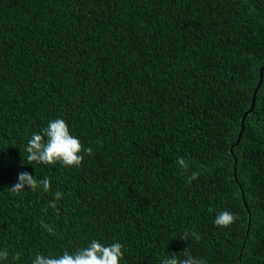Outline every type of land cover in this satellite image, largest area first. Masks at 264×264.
<instances>
[{"label":"trees","instance_id":"obj_1","mask_svg":"<svg viewBox=\"0 0 264 264\" xmlns=\"http://www.w3.org/2000/svg\"><path fill=\"white\" fill-rule=\"evenodd\" d=\"M262 66L264 0H0L7 264L92 238L121 242V264L187 248L264 264V72L236 145ZM57 117L92 149L78 167L27 159V138ZM21 171L48 176L49 192L11 193ZM222 210L227 228L213 224Z\"/></svg>","mask_w":264,"mask_h":264},{"label":"clouds","instance_id":"obj_2","mask_svg":"<svg viewBox=\"0 0 264 264\" xmlns=\"http://www.w3.org/2000/svg\"><path fill=\"white\" fill-rule=\"evenodd\" d=\"M91 151V148H83L79 137L70 132L68 123L61 117L50 119L39 131H33L25 144L27 159L44 166L59 164L65 168L78 167L83 161L84 153L90 154ZM175 163L183 170L190 167V162L183 156H177ZM198 176L199 172L192 171L190 175H187L186 181L191 183ZM39 177L27 171H21L17 174L16 183L9 191L16 195L27 191L26 189H30L33 193L49 192L50 178L48 176ZM62 195L60 191H56L53 199L49 201V206L55 208ZM235 219L233 212L222 210L216 214L213 224L218 228H227L233 224ZM48 230L51 231L50 228ZM189 237L195 241L200 239L196 231L183 234L184 240ZM123 248L124 245L119 241L103 243L100 239L92 238L83 246L71 251L64 249L57 254L38 252L31 259L30 264H121L124 256ZM9 256L10 250L0 247V264H7ZM158 264H207V260L201 255L193 254L187 248L179 254L167 251L159 257Z\"/></svg>","mask_w":264,"mask_h":264},{"label":"water","instance_id":"obj_3","mask_svg":"<svg viewBox=\"0 0 264 264\" xmlns=\"http://www.w3.org/2000/svg\"><path fill=\"white\" fill-rule=\"evenodd\" d=\"M263 72H264V66H262L260 68V73H259V82L253 92V96H252V103H251V107L249 108V110L243 115L242 119H241V131L238 135V138H237V142H236V145L239 143L240 139H241V135H242V131L244 129V120L246 118V116L250 113L253 112V109H254V105H255V99H256V94H257V91L258 89L260 88L261 84H262V80H263ZM234 178H236V173H235V167H234Z\"/></svg>","mask_w":264,"mask_h":264}]
</instances>
